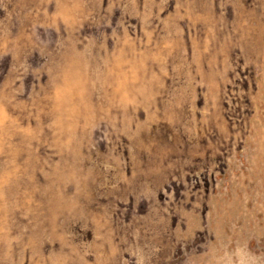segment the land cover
<instances>
[{
    "label": "rangeland",
    "instance_id": "obj_1",
    "mask_svg": "<svg viewBox=\"0 0 264 264\" xmlns=\"http://www.w3.org/2000/svg\"><path fill=\"white\" fill-rule=\"evenodd\" d=\"M0 264H264V0H0Z\"/></svg>",
    "mask_w": 264,
    "mask_h": 264
}]
</instances>
